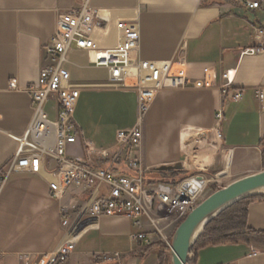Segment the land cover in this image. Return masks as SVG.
<instances>
[{"label":"crops","instance_id":"obj_1","mask_svg":"<svg viewBox=\"0 0 264 264\" xmlns=\"http://www.w3.org/2000/svg\"><path fill=\"white\" fill-rule=\"evenodd\" d=\"M249 2H259V7L250 9ZM81 4L82 0H0V167L16 151L11 136L22 135L32 121L33 106L25 89L50 64L44 48L56 33L57 17ZM89 6L137 21L136 58L181 59L192 79L203 77L205 67L214 70L213 88L165 90L156 97L143 121V139L130 152L150 175L160 166L182 163L184 169L171 170L177 177H207L206 168L218 165L219 150L228 152L225 167H231L233 177L264 170V103L257 97V90H264V51L245 52L259 42L255 29L264 28V0H89ZM66 59L64 67L80 89L74 113L80 134L69 151L107 166L98 151L114 150L118 132L137 123V91L110 86L108 70L94 66L89 54L74 46ZM228 70L243 92L238 102L224 100L219 89L221 74ZM12 79L17 80L16 89L9 87ZM53 105V100L46 104L51 118ZM218 110L223 112L220 125L215 119ZM88 201L83 188H71L57 199L43 176L12 172L0 191V264H33L56 250L70 239ZM239 207L245 211L247 227L264 231V198H246L227 209ZM140 222L151 238L148 245L132 240L140 228L131 219L92 220L78 231L65 264H160L158 232L148 217ZM212 234L198 236L187 264H264V249L257 247L264 245L205 243Z\"/></svg>","mask_w":264,"mask_h":264},{"label":"built area","instance_id":"obj_2","mask_svg":"<svg viewBox=\"0 0 264 264\" xmlns=\"http://www.w3.org/2000/svg\"><path fill=\"white\" fill-rule=\"evenodd\" d=\"M247 6L256 9L259 2H249ZM255 36L259 42L246 53L264 51V28H256ZM139 40L135 19L117 17L110 10L93 8L89 6V0H82L79 7L57 17L56 33L44 48L50 64L42 67L36 81L25 89L31 98L33 118L22 135L11 136L17 148L12 159L0 167V191L14 171L43 176L51 196L57 199L71 188H83L88 191L89 201L82 211L81 221L90 224L92 220L105 216L131 219L140 228L131 238L144 245L150 244L151 238L141 230V218L148 217L163 236L167 227L180 223L199 204L210 183L207 177L193 174L177 183L152 182L147 175L148 169L130 152L140 145L144 118L161 92L213 88L214 70L205 67L203 77L192 79L181 59L153 61L136 58ZM72 46L87 52L94 66L108 70L110 86L131 87L137 91V123L131 129L118 132L114 150L98 151L108 160L107 166L97 165L69 151L80 134L74 119L80 89L72 83L70 72L64 67L66 54ZM221 77L223 83L219 89L223 99L240 101L243 92L234 85V72L225 71ZM9 87L16 89L17 80L12 79ZM257 97L263 104L264 90H257ZM50 100L54 102V118L46 109ZM215 119L220 125L222 110L217 111ZM218 136L221 137L220 133ZM78 233L77 228L71 230L69 240L33 264L65 263L75 249Z\"/></svg>","mask_w":264,"mask_h":264},{"label":"water","instance_id":"obj_3","mask_svg":"<svg viewBox=\"0 0 264 264\" xmlns=\"http://www.w3.org/2000/svg\"><path fill=\"white\" fill-rule=\"evenodd\" d=\"M182 169L184 165L178 163L173 166H160L156 170L162 172ZM223 174L224 172L221 173ZM263 191L264 170L235 180L201 201L175 230L170 247L171 264H187L193 243L213 218L233 204ZM82 215L83 212L72 226V230L77 228L81 231L88 225V222L81 221Z\"/></svg>","mask_w":264,"mask_h":264},{"label":"trees","instance_id":"obj_4","mask_svg":"<svg viewBox=\"0 0 264 264\" xmlns=\"http://www.w3.org/2000/svg\"><path fill=\"white\" fill-rule=\"evenodd\" d=\"M262 162L264 167V143H263V152H262ZM177 172L173 171H162V172H154V174H148V178L150 181H163L169 183H177L181 180V178L176 176ZM162 175V176H158ZM175 176V177H174ZM257 198H264V196H259ZM239 203V202H238ZM228 211H232L231 209L225 210L222 212L216 220L211 221L205 229V232L213 233L209 235V237L205 240V243L208 242H232L236 243L239 241L242 242H258L261 245H264V231H257L251 229L245 224V211L242 209V224H240L239 228L233 226L232 228L226 227V220L224 217L228 214ZM225 220V222H224ZM230 221V220H227ZM225 223V224H224ZM235 225V224H232ZM204 242V241H203ZM160 245V243H159ZM164 253L160 255V264H171L170 259V248L167 245H163Z\"/></svg>","mask_w":264,"mask_h":264},{"label":"rangeland","instance_id":"obj_5","mask_svg":"<svg viewBox=\"0 0 264 264\" xmlns=\"http://www.w3.org/2000/svg\"><path fill=\"white\" fill-rule=\"evenodd\" d=\"M211 149L215 150L212 147H211ZM227 154H228V152H225L224 150L223 151L219 150V153H218L219 161H218L217 167L215 168L212 166L208 169L206 168V170H208V171H206L205 174H207L206 175L207 177L211 178V181L208 184L204 193L202 194V196L199 200V203L201 201H203L205 198H207L210 194L215 192L216 190L223 188L224 186H226V185L230 184L231 182L235 181L236 179H238V177H236V176H234V177L231 176V170H232L231 167L230 168L225 167V158H226ZM223 171H226V173L221 175V172L223 173ZM148 174H150V173L148 172L147 175ZM259 196H264V191L259 192L258 194L251 195L248 198H257ZM227 210H229V209H226V211ZM241 210H242V208L239 207L237 210L233 209L232 211H228V214L226 215V217H224V219L230 220V221L226 220V222L224 220V222L226 223V227L232 228L233 226L237 227L240 224H242V211ZM219 215H217L215 218H213V220H216L219 217ZM232 224H235V225H232ZM178 225H179V222L171 224L169 227H167V229L165 230V234L163 236H161L159 233H156L157 240L160 243V245L158 247V249H159L158 251L161 252V255L164 253V248H163L164 246L163 245H167L169 248L171 247L173 235H174L175 230H176ZM237 228H239V227H237ZM205 229H206V227H205ZM205 229L202 232H205ZM257 247L259 249H264V248H261L259 246H257ZM63 264H65V263H63Z\"/></svg>","mask_w":264,"mask_h":264},{"label":"bare ground","instance_id":"obj_6","mask_svg":"<svg viewBox=\"0 0 264 264\" xmlns=\"http://www.w3.org/2000/svg\"><path fill=\"white\" fill-rule=\"evenodd\" d=\"M230 157H231V155H230V153H229V155L227 156V159H226V164H227V165L230 164V161H231Z\"/></svg>","mask_w":264,"mask_h":264}]
</instances>
